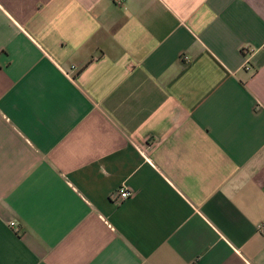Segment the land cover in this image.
Listing matches in <instances>:
<instances>
[{
    "label": "crops",
    "instance_id": "obj_1",
    "mask_svg": "<svg viewBox=\"0 0 264 264\" xmlns=\"http://www.w3.org/2000/svg\"><path fill=\"white\" fill-rule=\"evenodd\" d=\"M0 264H264V0H0Z\"/></svg>",
    "mask_w": 264,
    "mask_h": 264
},
{
    "label": "built area",
    "instance_id": "obj_2",
    "mask_svg": "<svg viewBox=\"0 0 264 264\" xmlns=\"http://www.w3.org/2000/svg\"><path fill=\"white\" fill-rule=\"evenodd\" d=\"M244 69H250V65H249V57H246L244 60ZM131 189H128L126 186L122 185L118 188V190H115V192H113L110 195V199L113 202H117L120 203L122 201H125L126 199H128L131 195L132 192L130 191ZM10 226H14L15 222L11 221L9 223Z\"/></svg>",
    "mask_w": 264,
    "mask_h": 264
}]
</instances>
